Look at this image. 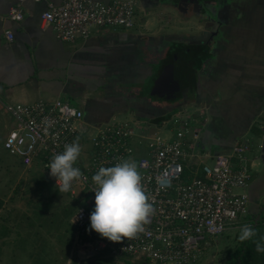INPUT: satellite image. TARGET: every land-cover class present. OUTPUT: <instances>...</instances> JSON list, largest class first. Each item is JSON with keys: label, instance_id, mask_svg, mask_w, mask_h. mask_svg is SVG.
<instances>
[{"label": "built area", "instance_id": "built-area-1", "mask_svg": "<svg viewBox=\"0 0 264 264\" xmlns=\"http://www.w3.org/2000/svg\"><path fill=\"white\" fill-rule=\"evenodd\" d=\"M22 1L16 0L0 18L21 20ZM137 15V0H60L48 2L40 13L61 40L87 37L95 26L133 28ZM5 35L13 38L10 29ZM4 108L13 122L4 147L27 167L38 163L55 184L48 165L65 144L79 137L81 153L74 166L82 176L65 193L79 202L72 215V246L84 256L118 254L150 264H197L214 237L249 213L247 184L259 145L245 133L226 151L201 150L200 132L207 121L204 105L183 103L153 130H148L149 122L143 127L138 120L119 117L100 124L86 122L80 107L58 97L5 102ZM257 125L264 127V120ZM129 157L138 165L155 214L135 239L112 242L89 230L95 207L91 178L101 166H115Z\"/></svg>", "mask_w": 264, "mask_h": 264}, {"label": "crops", "instance_id": "crops-1", "mask_svg": "<svg viewBox=\"0 0 264 264\" xmlns=\"http://www.w3.org/2000/svg\"><path fill=\"white\" fill-rule=\"evenodd\" d=\"M15 1L0 0V13ZM251 1L263 10L257 15L253 11L252 23L232 14L233 0H215L213 10L207 8L215 19L207 31L216 30L209 44L211 53L199 65L180 63L183 84L186 81L189 89L186 97L181 92L179 96L180 101L206 107L201 150L226 151L240 136L251 133L262 147L264 160V127L257 125L264 120V27L259 29L264 24L259 19L264 15V0ZM48 2L60 0H23L21 20L0 18V113L7 116L8 130L13 122L5 102L56 97L80 107L84 120L92 124L125 115L119 118L138 120L143 127L149 122L148 130L158 129L161 119L157 118L173 111L177 101L158 93L151 96L143 89L152 85L168 49L201 42L199 0H137L135 27L95 26L87 37L71 40L57 38L51 25L41 20ZM254 23L253 30L245 33ZM195 25L198 32L191 30ZM6 29L13 32L11 40ZM252 34L256 46L247 40ZM188 65L194 68L190 83L184 80ZM263 160L254 162V176H262L257 184L263 189L257 207L264 195Z\"/></svg>", "mask_w": 264, "mask_h": 264}, {"label": "rangeland", "instance_id": "rangeland-1", "mask_svg": "<svg viewBox=\"0 0 264 264\" xmlns=\"http://www.w3.org/2000/svg\"><path fill=\"white\" fill-rule=\"evenodd\" d=\"M201 16L202 31L211 14L206 10ZM259 19L264 21V15ZM196 20L200 19L196 17ZM262 27L264 24L259 29ZM191 30L198 32L197 25ZM250 31L252 29L247 28L245 33ZM252 36L254 34L246 36L247 40H252L256 46ZM171 127L170 123L168 128ZM7 130V116L0 113V264H70L74 259L92 258L72 246L75 234L72 215L78 209V200L67 193H60L39 164L26 167L17 155L9 152L3 145ZM257 134L260 137L262 132ZM252 217L247 214L240 224L214 237L212 245L197 264L223 261L228 251L239 244L240 229L245 224L251 225ZM113 257L120 264L144 260L118 254ZM147 263L150 264L149 261Z\"/></svg>", "mask_w": 264, "mask_h": 264}, {"label": "clouds", "instance_id": "clouds-1", "mask_svg": "<svg viewBox=\"0 0 264 264\" xmlns=\"http://www.w3.org/2000/svg\"><path fill=\"white\" fill-rule=\"evenodd\" d=\"M81 153L79 137L65 144L64 151L55 154L48 168L55 177L60 193L69 192L74 180L82 176L75 167ZM95 184V207L90 215V229L112 242L135 239L145 230L149 218L155 214L154 202L149 200L143 185L142 174L132 158H121L115 166L103 167L92 176ZM257 235L255 228L245 224L240 229L241 243ZM264 237L256 242V251L264 252Z\"/></svg>", "mask_w": 264, "mask_h": 264}, {"label": "trees", "instance_id": "trees-1", "mask_svg": "<svg viewBox=\"0 0 264 264\" xmlns=\"http://www.w3.org/2000/svg\"><path fill=\"white\" fill-rule=\"evenodd\" d=\"M202 44V43H201ZM200 43H188V44H179L175 45L174 47L167 50V55L165 58V64L162 66L161 70L157 73L156 77L159 76L163 71V76L167 75V73L173 76L174 74V60L175 54H179L178 57V67L180 63H194L195 65H199L202 63L211 53L209 43L206 45L201 46ZM167 69V71H166ZM180 69V67H179ZM180 80L182 81L180 88L176 89L174 86V91L169 90L168 87L165 86H158L154 91H152V87L154 85V78H152L151 83L152 85L150 88L144 87L143 92L148 91V94L151 96H155L158 93L160 96L163 95L167 100L170 102H176L173 104V108L175 109L180 100H182V96L180 95L181 88L184 86L183 84V75L179 72ZM175 83V82H174ZM175 93V96L172 98H168L166 95L170 93ZM179 96V97H178ZM173 109V110H174ZM172 111L168 112L165 115L159 116L157 119L160 121L164 116H167ZM262 218V219H261ZM259 218L257 221L252 222L251 226H253L257 232V235L250 240H247L243 243L239 242L237 246L232 251H228L225 259L220 262H212L210 264H264V252H257L256 251V242L261 240V237H264V217ZM264 243V241H261ZM143 259V258H140ZM148 262V260H147ZM145 259L139 260L138 263L134 264H148ZM70 264H120L116 261L113 257V254H106V255H96L93 258L83 259V260H76L74 259ZM126 264H131L130 261H126Z\"/></svg>", "mask_w": 264, "mask_h": 264}, {"label": "flooded vegetation", "instance_id": "flooded-vegetation-1", "mask_svg": "<svg viewBox=\"0 0 264 264\" xmlns=\"http://www.w3.org/2000/svg\"><path fill=\"white\" fill-rule=\"evenodd\" d=\"M189 1V0H187ZM215 0H199V2L201 3V8L199 9V11H201V15L202 13L207 10V8H212L213 6V3H214ZM198 2V3H199ZM209 4V6H207ZM256 10V14H263L259 11H263L261 9H258L257 6H255V2L251 1V0H233V8H232V14L234 15H239L240 16V19H244V20H249L250 23H252L253 21H251L254 17V14H253V11ZM208 11L210 12V14H212V11L210 9H208ZM241 13V14H240ZM213 16H214V13H213ZM203 16H201L202 18ZM214 18V17H213ZM212 17L209 18V20H206L205 21V24H204V29L201 31V46L202 45H206V44H211L212 43V36L215 34V31L214 29H211V30H208L207 31V26H213L212 22L213 19ZM208 21V23H207ZM255 23L250 26L249 28L253 30V27H254ZM205 30V31H204ZM262 144V143H261ZM259 147V154L257 155L256 159H255V162H259L260 160H263V157H262V147L261 146H258ZM264 161V160H263ZM256 168L255 166L253 165L252 167V171H251V178L247 184V192H248V214L250 216H253V220L254 222L257 221L259 218L262 217V213H263V210H264V195L261 199V196H260V199H259V206H255L256 204V199L259 198V193L260 191H262L263 189L257 184V182H259L260 180V177L262 178V176L260 175V177L258 176H254L256 175ZM249 187V188H248ZM255 213V214H254ZM259 214V217H257V215ZM257 217V218H256Z\"/></svg>", "mask_w": 264, "mask_h": 264}, {"label": "water", "instance_id": "water-1", "mask_svg": "<svg viewBox=\"0 0 264 264\" xmlns=\"http://www.w3.org/2000/svg\"><path fill=\"white\" fill-rule=\"evenodd\" d=\"M198 43H201V42H198ZM178 57H179V54L176 53L175 54V60H174V63H173V65H174L173 69L175 70L173 76L170 73L169 74L167 73V75L163 76V73H165V71H163V73H161L159 76H157L154 79V85L152 87V91H154L156 89V87H158L159 85L160 86L168 87L169 90H171V91H174V86L176 87V89L180 88V85L182 84L181 83L182 81L180 80V77H179V74H178L179 73ZM166 71H167V69H166ZM193 71H194V68L191 65H188V68L186 69L185 79L184 80H188L189 83L192 82V79L194 77ZM185 83H186V81H184V86L181 88V93H182L183 97H186V92L189 89V87L186 86ZM166 96L168 98H172V97L175 96V93L174 92L173 93L171 92L170 94H167ZM183 103H185V101H180V103L178 104V106L181 105V104H183ZM257 217H259V214L257 215Z\"/></svg>", "mask_w": 264, "mask_h": 264}]
</instances>
